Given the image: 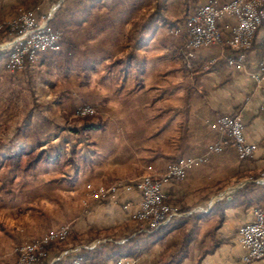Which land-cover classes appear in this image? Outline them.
<instances>
[{
  "label": "crops",
  "instance_id": "1",
  "mask_svg": "<svg viewBox=\"0 0 264 264\" xmlns=\"http://www.w3.org/2000/svg\"><path fill=\"white\" fill-rule=\"evenodd\" d=\"M208 1H63L66 23L78 29L75 34L86 37L85 49L76 40L66 58L59 52H45L26 72L45 90L40 102L64 103V98L54 100L50 87L71 83L70 65L78 62L75 68L84 77L79 78L80 86L93 83L99 120L89 121L93 127H84L83 122L68 128L53 124L37 132L30 123L25 128L30 130L20 127L8 138L6 149L20 146L32 152L50 146L62 152L52 162L44 160L28 171L5 174L14 184L29 181L30 202L0 204V264H16L15 246L65 224L73 225L79 238L69 246H51L45 264H71L88 251L94 253L96 264H112L118 251L133 253L126 256V264H241L246 250L239 230L253 220L255 207L264 204V79L255 80L264 68V23L245 68L228 64L233 49L224 44L202 47L191 58L186 22ZM17 5L39 7L41 13L50 8L45 0H0V21L13 16ZM156 11L152 23L150 16ZM232 25L231 19L222 25L225 38L231 36ZM177 28L181 33L173 32ZM135 37L139 44L133 48ZM4 41L0 33V43ZM8 54L0 49V83L16 88L18 79L6 66ZM66 60L69 68L59 81L47 75L45 70L54 66L64 72ZM220 114L243 117L246 137L256 145L250 159L242 160L230 143L222 153L209 151V145L219 140L210 122ZM190 155H206L208 160L191 169L185 179L163 184L167 201L178 214L154 232L141 231L143 224L134 217L142 200L137 189L121 188L118 202L106 198L90 199L87 207L81 203L88 183H133L147 173L161 177L171 163ZM61 159L66 167L51 187L54 193L68 199L78 196L79 201L68 202L62 210L52 206L48 221L40 211L38 179L54 181L49 178L53 177L50 166ZM40 164L46 165L47 174L39 172ZM58 182L61 189L56 188ZM87 235L94 239L86 241ZM252 264H264V258Z\"/></svg>",
  "mask_w": 264,
  "mask_h": 264
},
{
  "label": "built area",
  "instance_id": "2",
  "mask_svg": "<svg viewBox=\"0 0 264 264\" xmlns=\"http://www.w3.org/2000/svg\"><path fill=\"white\" fill-rule=\"evenodd\" d=\"M47 1L52 4L46 13H41L39 7L20 6L13 16L0 21V33L9 36L0 43L1 50L9 51L6 62L8 71H23L29 64L37 62L43 53L62 51L64 32L52 24V19L64 0ZM226 19L233 22L231 36L228 38L224 37L222 31ZM263 23L264 0H230L225 3L210 0L199 6L186 22L188 56L193 58L202 47L224 44L233 49V53L227 58L228 64L234 68H245L256 34ZM181 31L179 28L173 30L176 34ZM214 62L212 59L210 63ZM262 79L264 68L255 75L256 81ZM95 113L96 109L91 105H83L76 112L78 116H92ZM210 126L218 133L219 138L209 145L210 152L222 153L230 143L236 147L242 160L254 155L256 145L248 141L241 115L221 114L210 122ZM207 160L206 155L182 156L171 163L161 177L147 173L133 183H114L110 186L88 183V197L83 202L88 205L90 199L101 201L106 198L118 202L117 194L121 188L127 191L137 189L142 194V200L134 217L143 224L141 231L154 232L178 214L177 207L167 201L163 184L173 179H185L191 169ZM261 177L264 179V172ZM70 234L71 225L66 224L17 246L16 264H45L50 257V247L66 241ZM239 241L246 250L241 264H252L264 258V204L255 207L253 220L241 226ZM127 261L123 257L112 264H126ZM71 264L83 263L79 257H75Z\"/></svg>",
  "mask_w": 264,
  "mask_h": 264
},
{
  "label": "rangeland",
  "instance_id": "3",
  "mask_svg": "<svg viewBox=\"0 0 264 264\" xmlns=\"http://www.w3.org/2000/svg\"><path fill=\"white\" fill-rule=\"evenodd\" d=\"M47 2H49L50 5L52 4V2L50 1H47ZM20 6L26 7L24 5H17L15 8V13ZM62 6H63V2L61 6L54 13L53 19L55 18L56 22L52 24L62 29L64 32L63 49L61 52H59L60 54L59 56L60 57L64 56L66 58L67 55L69 56L70 54L69 50L71 47H73L74 41L76 40L79 41L80 44L84 45L82 49L83 48L85 49L87 40H86V37L80 36V35L78 36L77 34H75L78 31L76 27H73L71 29L69 28L68 24L66 23L68 18L65 17V14L62 11ZM26 8H29V7H26ZM1 34L6 35L3 33ZM81 54H77V55L80 56ZM67 62H68L67 60L64 61V64H63L64 66L62 65L64 72H62L61 70L62 67L59 68V66L58 67L56 66V68L54 66V67H51V69H46L45 72L48 73L47 74L48 76L50 77L54 76L55 80L59 81L60 77L65 76L66 74L65 70L69 68L68 66L69 63ZM77 63L78 62H76L75 64L71 63L70 65V67H72L71 78H70L71 83L67 85H63V86L60 85L59 83H56L55 85L50 87V89L52 90L54 94L53 95L54 100H58L57 97H59V99L64 98L65 99L64 103L62 102L55 103L51 101L50 102L49 101L40 102V98L45 96V90L40 86L38 80H36L34 77H30V74L26 72L28 66H26V68L23 71H20L22 72V73L19 72L20 74L18 72L9 71L10 72L9 74L13 75V77L16 76L17 77L16 80L18 79L20 80V82H18L17 80L16 88L13 86L10 87L7 84L0 83V160L1 158H3V156L12 154L13 152H16L20 149L27 151L23 147H20V146L18 147L11 146L6 149V141L9 140L8 138H12L14 135V131L20 127L24 128V130H30V129H25V128H27L28 124L33 123L34 126L36 125L34 128L37 132L41 128H46V129L50 128V126H52L53 124L54 126L59 127V128L64 127V126L65 128H68L69 127L68 124H70L71 126H74L80 122L87 124V123H90L89 121H96L97 119L99 120L98 116H96L98 114V107L94 105L95 96H94L93 83L92 84L90 83V85L87 87L80 86L79 78H84V77H82V75L79 74V70L75 68L77 67ZM15 73H18V74H15ZM41 81H43V79ZM50 104L51 105L53 104V105L50 106ZM47 105L49 106V108H47L46 110ZM83 105L93 106L96 109V113L92 116H78L77 114H74V112L75 111L77 112V109ZM45 113H47L48 115L46 116ZM20 135L24 136V134L22 133ZM40 149L41 148H38L37 150L36 149L33 150L31 154L35 156L37 152L40 151ZM47 149L49 153L51 154L56 152V149H53L50 146ZM25 156L26 158L29 157V155H25ZM25 160L23 161V164L26 162ZM50 167L53 168L52 169L53 177H49V178L51 180H54V178H56V181H57L58 180L57 178H61L59 176H61L63 168L66 167L64 165V159H61L59 163L53 166H50ZM10 171H13V170L9 166L6 165V161H3L2 164L0 161V196H1L0 204L1 203L5 204L7 200H11V201L17 200V202L22 203V204H26L30 202V197H28L30 195V191H28V189L26 190V185L27 183H29V181L27 182L24 181L23 183L21 181H17L16 184H14L15 181L13 179H9V176L5 178L6 176L5 174L8 175V172ZM25 171H28V170H25ZM25 171H21V172H25ZM39 172H42L45 174L48 173V170L45 164H40ZM38 180H39L38 182H39V187H40L39 188L40 189L39 205L41 206V208H43V209H40V211L43 210L42 212H43V215H45V220L48 219V221H50V218H49L50 213L48 211L51 210L52 206H54L57 209L62 210L65 206L68 205V202H70L71 205L78 204V201H79L78 196L71 195L68 199V197L63 196L62 193H58L57 191H56L57 193L56 192L54 193L53 190L55 189L51 187V184L55 183V180L47 181L46 178L44 179L40 178ZM47 182H49L50 184H48ZM59 184L60 182L56 184V186H58L56 188L61 189ZM87 197H88L87 194H85V196L82 199H80L82 205L86 207L88 205H85L83 200L86 199ZM65 201L67 202V204ZM52 203H54V205H52ZM72 227H71V234L69 238L66 241L60 243L62 246H69V244H73L79 238V235L76 232L72 231ZM98 235L100 236V234ZM91 236L92 235H87L86 241L87 240L88 242L91 241L92 238L94 237V236L92 237ZM16 247L17 246L14 247V251Z\"/></svg>",
  "mask_w": 264,
  "mask_h": 264
},
{
  "label": "trees",
  "instance_id": "4",
  "mask_svg": "<svg viewBox=\"0 0 264 264\" xmlns=\"http://www.w3.org/2000/svg\"><path fill=\"white\" fill-rule=\"evenodd\" d=\"M157 14L158 12L156 11L154 14H152L150 16L151 22L154 23L155 20H157ZM164 21V20H163ZM146 27V24L143 26V29ZM142 29V30H143ZM9 38L8 35H3V40H6L7 38ZM132 41V45L133 48H136V46L139 44V37H135L131 39ZM141 71V70H140ZM84 127H93L94 124H84ZM82 127V128H84ZM32 152H27L24 150H18L16 152H13L12 154H9L7 156V161H6V165L9 166L13 171H25V170H29L32 169L34 167H36L42 160L48 161V162H52L54 161V157L57 158L59 157L61 154V149L56 148V152L55 155L52 156V154H50L48 152L47 148H41L39 152H37V154L35 156H33V154H31ZM25 155H29V157L26 158ZM26 159V160H25ZM26 161L23 164V161ZM128 241H132L131 239ZM90 242V241H89ZM116 254V253H115ZM133 253L131 252H126V253H121V251L117 252V260L121 257H126V256H131ZM83 264H96L94 262V253L88 251V252H83L82 254H78V256Z\"/></svg>",
  "mask_w": 264,
  "mask_h": 264
}]
</instances>
